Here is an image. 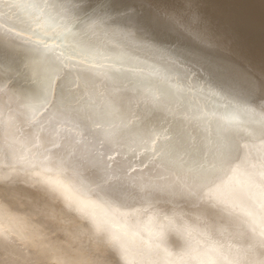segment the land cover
Segmentation results:
<instances>
[{"label": "bare ground", "instance_id": "obj_1", "mask_svg": "<svg viewBox=\"0 0 264 264\" xmlns=\"http://www.w3.org/2000/svg\"><path fill=\"white\" fill-rule=\"evenodd\" d=\"M30 2L0 4V264L264 260V0Z\"/></svg>", "mask_w": 264, "mask_h": 264}, {"label": "snow or ice", "instance_id": "obj_2", "mask_svg": "<svg viewBox=\"0 0 264 264\" xmlns=\"http://www.w3.org/2000/svg\"><path fill=\"white\" fill-rule=\"evenodd\" d=\"M4 2L5 0H0V4H3ZM29 6L36 9L41 14L56 13L57 15H62L68 12V9L63 6V0H31ZM9 7L11 9L14 6L9 4ZM0 11H3V9L0 8ZM213 94L220 95L219 92H215V91H213ZM222 154H223V149L221 146V147H217L215 152H210L209 156L219 159L221 158ZM213 167H215V165L210 163L209 168H213ZM261 177L264 178V172L261 173ZM57 186L62 187L59 184ZM257 187L260 188V195L262 198H264V185H259ZM261 210L262 212H264V204H262ZM260 237L261 239L259 241V246L261 248H264V232L260 233ZM253 264H257V262H253ZM258 264H264V260L259 261Z\"/></svg>", "mask_w": 264, "mask_h": 264}]
</instances>
